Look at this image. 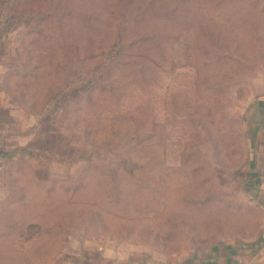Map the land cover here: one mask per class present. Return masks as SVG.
I'll list each match as a JSON object with an SVG mask.
<instances>
[{"label": "rangeland", "instance_id": "1", "mask_svg": "<svg viewBox=\"0 0 264 264\" xmlns=\"http://www.w3.org/2000/svg\"><path fill=\"white\" fill-rule=\"evenodd\" d=\"M262 96L264 0H0V152H35L0 159V264H175L248 236Z\"/></svg>", "mask_w": 264, "mask_h": 264}, {"label": "crops", "instance_id": "2", "mask_svg": "<svg viewBox=\"0 0 264 264\" xmlns=\"http://www.w3.org/2000/svg\"><path fill=\"white\" fill-rule=\"evenodd\" d=\"M247 144V161L241 176L243 198L246 205L255 211L258 227L252 229L248 236L228 237L214 243L207 249L184 250L183 258L175 264H264V248L259 245L261 229L264 225V96L243 109ZM99 260L104 256L99 255ZM77 264H93L85 257ZM138 264L133 259H118L116 263ZM154 264V263H153ZM164 264V263H156Z\"/></svg>", "mask_w": 264, "mask_h": 264}, {"label": "trees", "instance_id": "3", "mask_svg": "<svg viewBox=\"0 0 264 264\" xmlns=\"http://www.w3.org/2000/svg\"><path fill=\"white\" fill-rule=\"evenodd\" d=\"M37 15V14H36ZM29 20H27V21H25L27 24H30L29 22H28ZM117 45H115V47H116ZM115 47H113V48H115ZM112 48V49H113ZM117 49L118 50H120V47L118 48L117 47ZM109 54V53H108ZM117 54V53H116ZM100 70V68L98 69V71ZM243 121H244V123L246 122V117H243ZM127 137V136H126ZM127 142H128V144H130V143H132L133 142V139L132 138H129V139H127ZM27 151V147H24V148H21V147H18V148H16L14 151H12V152H6V151H1L0 152V159H4L6 156H8V155H14L16 158H17V160H25V159H27V158H29L30 156H32L35 152L33 151V150H30V151H28L29 152V154H27L28 152H26ZM121 165H122V169L123 170H125V171H128L129 173H132V170H133V168L131 167V166H133V165H130V163L127 161V160H122L121 161ZM245 167H246V165H245ZM244 170H245V168H244ZM243 173H244V171H243ZM243 175V174H242Z\"/></svg>", "mask_w": 264, "mask_h": 264}, {"label": "built area", "instance_id": "4", "mask_svg": "<svg viewBox=\"0 0 264 264\" xmlns=\"http://www.w3.org/2000/svg\"><path fill=\"white\" fill-rule=\"evenodd\" d=\"M1 166H0V171H1ZM259 245L260 247L264 248V225L261 229V233H260V238H259Z\"/></svg>", "mask_w": 264, "mask_h": 264}]
</instances>
